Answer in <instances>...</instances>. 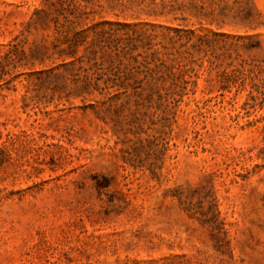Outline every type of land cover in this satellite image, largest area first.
Wrapping results in <instances>:
<instances>
[{
	"label": "rangeland",
	"instance_id": "obj_1",
	"mask_svg": "<svg viewBox=\"0 0 264 264\" xmlns=\"http://www.w3.org/2000/svg\"><path fill=\"white\" fill-rule=\"evenodd\" d=\"M0 264H264V0H0Z\"/></svg>",
	"mask_w": 264,
	"mask_h": 264
}]
</instances>
